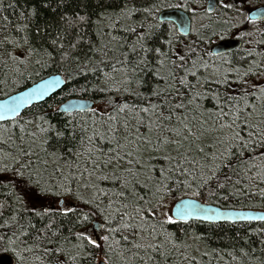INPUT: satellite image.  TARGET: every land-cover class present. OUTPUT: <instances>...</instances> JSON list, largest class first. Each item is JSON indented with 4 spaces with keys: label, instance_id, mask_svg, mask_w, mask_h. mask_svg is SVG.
<instances>
[{
    "label": "snow or ice",
    "instance_id": "snow-or-ice-1",
    "mask_svg": "<svg viewBox=\"0 0 264 264\" xmlns=\"http://www.w3.org/2000/svg\"><path fill=\"white\" fill-rule=\"evenodd\" d=\"M32 2L0 17V253L264 264V27L244 0Z\"/></svg>",
    "mask_w": 264,
    "mask_h": 264
},
{
    "label": "trees",
    "instance_id": "trees-1",
    "mask_svg": "<svg viewBox=\"0 0 264 264\" xmlns=\"http://www.w3.org/2000/svg\"><path fill=\"white\" fill-rule=\"evenodd\" d=\"M9 2L15 4L16 7L15 8H7L6 7V10L0 11V17L7 16L9 18V20H12V21H15L16 17L19 14V12L24 10L25 8H32V7H37L38 6V4L37 3H33L32 0H4L5 6H7V4ZM204 3H205V6H206L207 0H204ZM262 4H264V0H244V3L242 5H238V6L241 7L245 11V13L248 15V12L251 9L255 8L256 6L262 5ZM73 7H74V5H72L70 3L67 11L70 13L72 11ZM93 8H95V0H93V2L88 5V10L89 11H91ZM164 10H166V9H164ZM81 11H83V10L81 9ZM40 15H41V17L47 18L49 13H47V12L42 10ZM93 19H95V17H93ZM199 22L200 21L198 19L196 21V23L198 24ZM203 22L205 24H207L208 21L205 19ZM257 22H258L259 26L264 27V21H257ZM163 26L164 27H168V25L166 23ZM246 27H250V25H246ZM187 38L191 39V35L189 34V36ZM227 38H231V36H228ZM219 40L220 39H218V38H214L212 40V42L208 45V47L211 49L212 46L215 44V42H217ZM63 98H64V101H66V100H68L70 98H77V97L68 96L67 93H65V94H63ZM59 99H60V97H57V100H59ZM49 111H51V109H49ZM88 227L90 229H92L95 226L90 222ZM225 227H226V230H227V226H225ZM95 230L98 232L100 230V228L97 226V229L95 228ZM193 230L198 231V232H204V231L207 230V226L206 225H202V224L193 225ZM229 234H231V233L229 232ZM1 254H4V253H0V255ZM258 254L259 253H257V255Z\"/></svg>",
    "mask_w": 264,
    "mask_h": 264
},
{
    "label": "water",
    "instance_id": "water-1",
    "mask_svg": "<svg viewBox=\"0 0 264 264\" xmlns=\"http://www.w3.org/2000/svg\"><path fill=\"white\" fill-rule=\"evenodd\" d=\"M264 13V4L259 5L248 12L249 16L256 17L257 21H264V16L258 15ZM182 13L176 9H166L162 11V15L165 19L176 20ZM242 42L238 41L236 38H225L224 40L217 41L211 49L219 50L223 52H233L239 49ZM76 99V98H71ZM67 102V101H65ZM14 258L10 254L0 255V264H13Z\"/></svg>",
    "mask_w": 264,
    "mask_h": 264
},
{
    "label": "bare ground",
    "instance_id": "bare-ground-1",
    "mask_svg": "<svg viewBox=\"0 0 264 264\" xmlns=\"http://www.w3.org/2000/svg\"><path fill=\"white\" fill-rule=\"evenodd\" d=\"M216 43V42H215ZM71 99V98H70ZM69 100V99H68ZM67 101V100H66ZM65 102V101H64Z\"/></svg>",
    "mask_w": 264,
    "mask_h": 264
},
{
    "label": "rangeland",
    "instance_id": "rangeland-1",
    "mask_svg": "<svg viewBox=\"0 0 264 264\" xmlns=\"http://www.w3.org/2000/svg\"><path fill=\"white\" fill-rule=\"evenodd\" d=\"M95 228L97 229V226H95Z\"/></svg>",
    "mask_w": 264,
    "mask_h": 264
}]
</instances>
